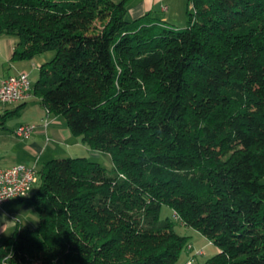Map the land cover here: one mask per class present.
<instances>
[{
    "label": "trees",
    "instance_id": "trees-1",
    "mask_svg": "<svg viewBox=\"0 0 264 264\" xmlns=\"http://www.w3.org/2000/svg\"><path fill=\"white\" fill-rule=\"evenodd\" d=\"M128 1L0 0L12 61L54 53L32 95L113 162L43 163L0 264H175L163 206L217 247L200 264H264V0H187L182 26Z\"/></svg>",
    "mask_w": 264,
    "mask_h": 264
},
{
    "label": "crops",
    "instance_id": "crops-1",
    "mask_svg": "<svg viewBox=\"0 0 264 264\" xmlns=\"http://www.w3.org/2000/svg\"><path fill=\"white\" fill-rule=\"evenodd\" d=\"M128 18L135 19L145 13H151L153 16L167 20L174 24L183 22V9L172 11V0H129ZM181 8V7H180ZM15 40L11 37L0 35V68L11 62V56L14 50ZM34 58V57H33ZM33 58L27 64L24 61L12 66L13 72H3L0 81L9 75H15L20 72L27 73L30 76L31 71H37L41 65L33 61ZM26 62V63H25ZM12 109H5L9 112L8 116L23 115L20 121H17L12 127L7 124V117L3 125H0V167L8 168L16 164L34 166L37 171L43 163L52 159L75 156H85L96 160L100 151L89 148L82 142L79 136L73 135L61 115L50 113L40 103L39 99L34 100V95L23 101L14 103ZM16 111L17 113H12ZM42 120L46 121V124ZM36 123L37 128L27 139H22L14 134V128L19 124ZM34 185L31 194L35 191ZM30 194V195H31ZM29 196V195H28ZM38 224V216L34 206L25 202L22 198H11L0 205V244L10 237L16 228L21 225L30 227ZM192 245V243H191ZM193 247V245H192ZM188 250V249H187Z\"/></svg>",
    "mask_w": 264,
    "mask_h": 264
},
{
    "label": "built area",
    "instance_id": "built-area-1",
    "mask_svg": "<svg viewBox=\"0 0 264 264\" xmlns=\"http://www.w3.org/2000/svg\"><path fill=\"white\" fill-rule=\"evenodd\" d=\"M31 92L32 85L27 73L9 75L0 81L1 102H22L31 96ZM42 121L46 124L45 120ZM36 128L37 124L34 122L19 124L14 128V134L19 138L27 139ZM38 181V171L34 166L16 164L8 168L0 167V205L11 198L27 197ZM192 248L191 244L188 245V250ZM197 254H203V250H198ZM184 264H192V260L189 259Z\"/></svg>",
    "mask_w": 264,
    "mask_h": 264
},
{
    "label": "rangeland",
    "instance_id": "rangeland-1",
    "mask_svg": "<svg viewBox=\"0 0 264 264\" xmlns=\"http://www.w3.org/2000/svg\"><path fill=\"white\" fill-rule=\"evenodd\" d=\"M172 3L173 5L171 9L173 12H175L178 9L179 10L183 9V19H182L183 22H181L180 25L181 26L185 25V22L187 20V13H186L187 0H172ZM53 55H54L53 51H46V52L36 55L33 58V61L35 62V65H37V63L42 64L46 61L51 60ZM22 61L24 60L7 62L6 66L3 67V69L0 68V76H1V73L3 72H6V73L7 71L13 72L12 66H16L17 63L22 62ZM25 61L28 62L27 64L32 63V61L31 62L28 60H25ZM36 75H37V71L30 72V76L32 77V80L35 79ZM35 99H37L36 96H34V100ZM13 107L15 106H14V103L12 102L4 103L0 101V115L4 114L5 109H12ZM22 116L23 115L21 114L14 116V117L8 116L6 120H7V124L9 125V127H12V125H14L17 121H20L22 119ZM60 157H65V156H60ZM96 161H98L100 165L103 166L108 171L111 172L113 170V162H112V159L109 153L100 152L99 156L96 157ZM39 185L40 183L38 181L35 187L37 188L39 187ZM160 214L162 217L170 216L172 220L174 221L175 230L181 235L189 236L190 243H192L193 245V248L191 250H187L186 248L182 249L178 257V261L175 264H184L189 259L192 260V264L204 263L207 258L212 256L217 251V247L213 245L212 243H208V240L200 232H198L196 229L187 227L183 225L182 223H180L178 218L172 214V211L168 207L163 206L161 208ZM37 225L38 224L31 225L30 228L33 229ZM198 250H203V254L201 255L197 254Z\"/></svg>",
    "mask_w": 264,
    "mask_h": 264
}]
</instances>
